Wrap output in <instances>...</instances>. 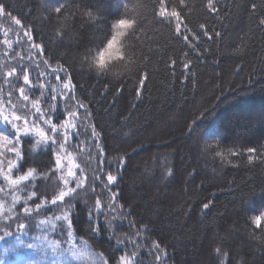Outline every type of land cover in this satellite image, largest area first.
<instances>
[{
    "label": "trees",
    "instance_id": "16d2710c",
    "mask_svg": "<svg viewBox=\"0 0 264 264\" xmlns=\"http://www.w3.org/2000/svg\"><path fill=\"white\" fill-rule=\"evenodd\" d=\"M166 2L170 7L179 6L181 33L189 36L195 51L176 35L175 21L171 26L161 24L159 17L152 15L151 5L158 7V0H71V14L63 10L56 14L52 7L66 0H5L12 18H20L27 25L24 31H31V43L44 45V51L39 56L33 52L32 59H46L48 65L40 64L39 71L45 75L39 81L34 68L29 67L31 85H24L19 67L29 63L30 42L19 26L0 17V107L8 114L13 110L11 106L16 109L15 115L35 113L31 101L39 100L41 114H47L50 102L40 96V91L33 94L28 88L39 82L47 96L53 94L48 88L51 81L59 107L63 108L66 94L62 84L66 81L62 75L59 81L53 80L50 74L60 66L68 68L78 97L91 112L89 132L80 137L69 134L67 141H62L64 133H52L35 114H28L27 119L31 127L34 121L36 127L54 136L56 147L65 143L63 150L79 165L78 176L81 168L90 175L91 168L86 164L96 166L93 144L104 148L105 161L128 153L115 190L118 203L125 206L123 211L131 215L117 224L116 236L122 238L132 231L129 220L136 229L146 225L140 252L144 264H155L154 257L145 252L156 241L166 245L171 256L167 264H222L214 247H223L234 264H264V233L249 226L251 216L264 212V165L248 164L244 156L230 155L231 151L264 144V27L258 23L260 8L256 12L250 8L252 3L264 6V0H213L217 12L211 15L207 14V0H184L183 5L180 0ZM125 3L135 9L131 17L123 7ZM143 4L147 5L144 9ZM85 10L93 13L92 20L80 15ZM120 18H137L142 27L134 32L125 30L115 50L118 56L104 57L101 63L123 59V46L130 57L124 67L135 70L122 78L93 75L87 70V59L102 48L106 39L116 38L111 25ZM203 31H208L211 39ZM185 62L188 69L183 66ZM12 67L17 72L6 76ZM116 75L119 77V72ZM142 75L146 79L141 88ZM20 87H25L29 101H23ZM197 117V125L189 133L186 125L190 126ZM51 119L59 125L70 117L65 114L59 120L56 116ZM93 127L99 133L98 140L91 139ZM206 145L211 147L206 149ZM17 147L21 157L9 151L0 157V174L4 171L21 176L30 168L36 170L31 180L11 189L20 197L15 211L22 213L24 200L30 195L26 186L35 185L31 191H37V196L27 205L34 207L36 202L44 204L54 198L52 194H58L64 184L59 179L51 142L48 146L37 144L25 136ZM89 150L93 154L90 161ZM10 163L18 167L8 171ZM168 169L171 176L166 174ZM45 172L46 179L42 175ZM5 185L0 178V188ZM95 198L89 191L76 201L79 215L73 232L77 238L88 240L96 253L115 260L127 253L115 246L104 226V217L94 221L101 229L99 234L89 231L87 212L94 209ZM203 203H209L210 208L203 209ZM54 211L52 206L46 215L52 216ZM6 223L12 224L8 230L14 235L19 232L12 221ZM25 224L28 234H37L35 222L26 220ZM3 230L0 228V235Z\"/></svg>",
    "mask_w": 264,
    "mask_h": 264
},
{
    "label": "snow or ice",
    "instance_id": "6c2138e0",
    "mask_svg": "<svg viewBox=\"0 0 264 264\" xmlns=\"http://www.w3.org/2000/svg\"><path fill=\"white\" fill-rule=\"evenodd\" d=\"M183 2L184 0H180L181 5H183ZM158 3V7L156 4L151 5L152 15L154 17H159L158 22L161 24L171 26L172 22L175 21L174 31L176 35L183 39L185 46L190 45L192 50L195 51L196 45L191 43L187 34L181 33V10L179 6L170 7L166 0H158ZM52 7L56 14H61L62 10L63 12L71 14L73 10L71 0H66V3L63 5L54 4ZM123 7L125 8V11L128 12L129 17L135 14V9H129L128 3H125ZM146 7L147 5L143 4V9ZM258 7L261 11L258 23L261 27H264V6L258 5L257 3H252L250 5L252 12H256ZM206 8L208 15L217 12V7L213 3V0H207ZM76 11L79 12V9H76ZM0 13H2L0 17H7L10 21L14 22L16 26H19V28L23 31V35L26 37V40L30 42V50L28 53L29 63L27 65L21 64L19 72L22 74L24 85H31L28 74L29 67L34 68L37 81H39L40 77L45 75L44 72L39 71V67L41 63L48 65V60L41 59L39 62H36L32 59L33 52L36 56H39L44 51V45L31 43L33 39L31 31H24V29L27 28V25H24L20 18H17L16 16L14 19L12 18L13 15L11 9L10 7L5 6V0H0ZM142 14L143 13H141V15ZM80 15H87L89 20L94 18L93 13L87 10ZM111 27L116 30V38L106 39V43L102 46L103 50L99 53V62H101V59L104 57L111 58L112 56H118V52L115 50L118 48V41L120 37L125 35V30H131L134 32L139 30V27H142V25L137 24V18H120L116 19ZM201 29H204V25H201ZM187 31V28H185V32ZM5 35H7V33H5ZM203 35L211 39L208 31H203ZM215 35L220 36V33L216 32ZM112 36L113 35H111V37ZM4 43L11 48L12 45L8 40H5ZM13 55L15 56L16 53H13ZM21 59H23V57H21ZM172 63L175 64V61ZM183 66L185 69L189 68V64L187 62H185ZM69 67L71 66L69 65ZM16 72L17 68L12 67L6 73V76L12 77ZM50 75L51 78L56 81H59L62 75L66 81L62 84V89L66 94V99L62 101L64 104L63 108L59 107L55 89L52 87L51 81H49L48 88L53 94L45 96V93L42 91L44 85L39 82L28 88V91L33 92V94L35 91H40V96L43 97L46 102H50L49 112L47 114H41L38 106L39 100L31 101V108L35 109V113H22L21 115H15L16 109L11 105L10 106L13 110L8 115H4L0 112V118H2L6 123H10L11 129L13 130L11 137L6 135L4 132H0V140L5 141L10 146L9 151L15 152L18 158L21 157V152L17 146L21 144V141L25 136L34 135L35 137H38L36 140L37 144L44 143L47 145L49 142L52 144L56 143V138L54 136H49L42 128L36 127L34 121L31 122L33 126L29 127L30 122L27 119L28 114H35L37 120H41L42 123L48 125L49 130L52 133L63 132L64 134L61 137L62 141H67L69 134L80 137L85 136L89 132L88 125L91 119V112L88 109L87 104L78 97L76 87L72 83V75L68 68L60 66L57 69H53ZM16 79L19 80V77ZM145 79L146 75H142L139 80V86L141 88L144 86ZM106 90L107 89H105V91ZM19 94L23 97L24 102L29 101V95L26 94L25 87L19 88ZM21 107H27V105L22 104ZM79 110H83V112L81 113ZM65 114L70 117V119H65L62 124L58 125L51 119V116H56L57 120H59ZM10 115L12 116L11 120H9ZM44 115H49L50 118L44 119ZM80 116H82L83 119H80ZM199 118L200 117L192 119L190 126L186 125V129L189 133L193 131ZM17 121H22V123L18 124ZM77 128H79L80 131H74ZM91 139H99V133L95 131L94 127L91 130ZM91 147L97 150V155L95 157L97 163L94 168L91 167L90 163L86 164L87 168H91L90 175L84 174V168L80 169L81 175L79 176L73 171L72 167L68 168L67 175L68 177H72L74 179V187H68L69 180L64 176H60L59 179L63 181L65 188L60 190L58 194L53 193L52 195L54 198H51L50 201L45 200L44 204L36 202L34 207H29L27 206L28 201L37 196V191H31V188L35 187V185L26 186L30 195H27L24 200L23 212L20 213L15 211V206L20 200L19 196H13L11 204L7 210L0 212V228L4 229L3 234L0 235V240H4L6 237L14 235V232L8 230L12 227V224L6 223V221H12L16 225V229L19 232H23V230H25L26 220L33 221L35 222L36 227L44 233L41 237L36 238V243H25L19 236H17L18 244L16 246L6 247L4 249L5 256H7L9 252L16 253L19 247H24L31 249L34 252L43 253V256L40 260H24L23 264H42L43 259L48 256L49 252H51L53 256L70 257L71 260L74 259L77 261L92 259L95 256L96 259L94 260V264H144V260L140 252L141 245L144 243L142 233L147 231V226L145 225L136 229L133 228L134 222L129 220L128 225L129 228H132L131 232L126 233L122 238H118L115 233L117 224L126 216L131 215L130 211L127 213L123 211L125 206L124 204L118 203L119 194L115 190V187H118V180L121 178V170L127 165L128 153L124 152L123 154L113 157L111 160L105 161L102 158L104 148L99 144H93ZM208 147H211V145L205 146L206 149ZM59 148L64 149L65 143L61 142L59 144ZM217 155H222V153L217 152ZM230 155L237 158L244 156L248 164L259 163L260 165H264V144L255 147H247L245 150L241 151H231ZM92 158V151L89 150L87 159L90 161ZM68 159L71 160L72 157L69 155ZM55 163L57 165H60L61 163V156L59 154L56 157ZM102 165H104V167H102ZM112 165H114V168L111 167ZM12 166L13 165L10 163L9 171H11ZM74 167L79 168V165H74ZM106 168L109 170H106ZM35 171L36 170L34 168H30L26 175H21L18 179H11L8 176H6L5 179L9 180L11 185H18L21 181H27L30 177H33ZM166 174L171 176V169H168ZM42 175L45 179L47 178V172ZM102 177H106V179H102ZM97 189H99V191H97ZM0 191H3V189H0ZM89 191L96 197L94 200V209H89L87 212L89 231L92 234H99L101 232L100 227L96 225L94 221H98L99 217L103 216L104 226L108 230L110 238L114 241L115 246L127 253L119 255L115 260L106 259L104 253H92L89 248L88 240L83 239V237L77 238L73 233L74 222L76 217L79 215L75 210L76 201L80 198L82 193L86 194ZM40 195L43 196L46 194L41 192ZM66 197L68 198L67 200L65 199ZM45 205H47V207H45ZM52 206H55V211L53 215L49 217L46 213ZM202 207L207 210L210 208V204L203 203ZM38 217L44 218L38 219ZM249 226L256 232L264 233V212L251 216L249 218ZM51 233H59L62 239L50 242L48 240V234ZM24 234L27 233L25 232ZM213 252L221 258L222 264H234L233 259L227 252H225L223 247H214ZM145 254L150 257H154L155 264H167V261L171 259L170 254L166 251V245L162 246V242L159 241L151 242L149 247L146 249ZM71 260L68 261V264H71ZM0 264H5V260L0 258Z\"/></svg>",
    "mask_w": 264,
    "mask_h": 264
},
{
    "label": "rangeland",
    "instance_id": "374dc122",
    "mask_svg": "<svg viewBox=\"0 0 264 264\" xmlns=\"http://www.w3.org/2000/svg\"><path fill=\"white\" fill-rule=\"evenodd\" d=\"M0 112H2L4 115H8V113H6L1 107H0ZM11 119H12V116L10 115L9 120H11ZM17 123L20 124L22 122L17 121ZM29 127H31V126L29 125ZM0 132H4L9 137H11L12 132H13V130L11 129L10 123H6L2 118H0ZM26 137H31L35 140L38 139V137H35L34 135H28ZM42 144H44V143H42ZM48 145H50V142L46 146H48ZM52 145L54 146L55 160H56V157L58 154L61 156V163H60V165H57V170L59 172V175L64 176L65 178H67L69 180L68 187H74V179L72 177H68V175H67V171H68L69 167H72L73 171L76 172V174H77V167H74V165H76L74 163V160L73 159L69 160L68 159L69 155L63 149L56 147L55 144H52ZM9 148H10V146L5 141L0 140V157L1 158H3L6 154V152L9 151ZM9 152L15 154V152H12V151H9ZM17 167L18 166L13 165L11 168H12V170H14ZM6 176L10 177L11 179H18L20 175L15 176L13 174V176L12 175L10 176L4 171L1 172L0 178L4 179L6 181V185H5L6 187L2 186L0 188V189H3V191H0V206H2V207H0V212L6 211L7 208L9 207V205L11 204L12 197L16 196V195L12 194L11 189L15 188L17 186H20L21 183L24 182V181H21L18 185H11L10 181L5 179ZM31 179H32V177L29 178V180H31ZM62 183H63V181H62ZM64 188H65V186H63L62 189H64ZM25 232L26 231L23 230V232H17V234H15L13 236H9V237H6L4 240H0V258L5 260V264H23L24 260H28V259L40 260L41 257L43 256V253L34 252L33 250L27 249L24 247H19L16 253L9 252L7 256L4 255V249L6 247H12V246H16L18 244L17 236H19L20 239L23 240L25 243H36L37 242L36 238L41 237L44 234L41 232L40 229H38L37 234L33 235V236H31L27 232H26L27 234H24ZM61 239L62 238L59 235V233L48 234V240L50 242L61 240ZM89 248H90L92 253L98 254L90 246H89ZM95 259H96V257L94 256L92 259H85L82 261H77L74 259L71 260L70 257L53 256L51 254V252H49L48 256L43 259L42 264H68L69 260H71V264H94Z\"/></svg>",
    "mask_w": 264,
    "mask_h": 264
},
{
    "label": "clouds",
    "instance_id": "9594fccd",
    "mask_svg": "<svg viewBox=\"0 0 264 264\" xmlns=\"http://www.w3.org/2000/svg\"><path fill=\"white\" fill-rule=\"evenodd\" d=\"M102 48L96 49L87 59V70L96 76H110L112 78H122L127 75L128 71H134L135 69L129 66L124 67V61L129 60L130 57L123 46H120V51L123 54V59H106L103 63L99 62V53ZM119 72V77L116 75Z\"/></svg>",
    "mask_w": 264,
    "mask_h": 264
}]
</instances>
